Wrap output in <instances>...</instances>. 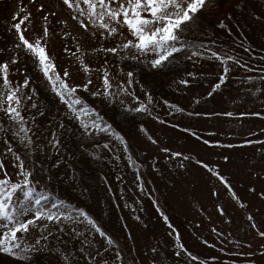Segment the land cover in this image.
Returning a JSON list of instances; mask_svg holds the SVG:
<instances>
[{
  "label": "rangeland",
  "instance_id": "374dc122",
  "mask_svg": "<svg viewBox=\"0 0 264 264\" xmlns=\"http://www.w3.org/2000/svg\"><path fill=\"white\" fill-rule=\"evenodd\" d=\"M229 2L233 10L214 30L208 26L213 14L222 9L223 4L218 2L217 10L209 16L211 20L207 19L198 31L186 33L190 43L203 47L186 50L184 75L179 77L183 62L176 53L163 73L151 69L153 80L166 79L171 87L170 96L163 99L160 92L148 90L147 84L142 87L143 80L134 73L129 85L127 73L131 69L126 70V64L111 65L102 54L116 47L123 60L149 68L145 57L135 49L121 48L124 39L133 38L126 25L118 24V33L108 35L99 22L92 24L86 16L79 19H84L88 28L81 27L78 19L69 15L75 10H69L62 0H0V61H9L11 86L29 77V85L20 87L21 96L29 97L21 100L20 111L31 136L30 146L15 137L16 128L0 110V160L4 170L11 180H18L13 160L22 153V147L25 164L37 162L38 173L34 171L33 179L51 193L49 199L65 200L74 210L83 207L79 198L85 195V210L113 241L109 244L107 236L101 237L82 217L79 222L41 219L38 223L46 225V231L34 224L26 234L18 233L30 244L37 237H45L37 246L39 250L27 255L34 264H264V237L259 235L264 232V0H227L226 4ZM40 3L45 9L38 8ZM17 13L20 17L31 13L22 23V28L27 25L24 35L28 38L42 34L43 17H47L49 35L44 43L56 70H67L70 84L91 81L87 90L78 89L77 93L120 131L124 144L109 133L84 135L47 85L33 57L23 48L11 47L15 30L10 29ZM209 47L233 55L241 63L221 62L207 53ZM75 48L79 50L75 52ZM71 49L74 52L69 53ZM201 51L204 56L198 54ZM13 52L18 57L15 63H11ZM146 56L152 58L151 53ZM81 59L90 65L87 72ZM223 67L229 69L227 79L213 89ZM104 71L108 72L112 95L92 96V92H104ZM184 80L189 82L184 84ZM121 86L123 92L119 91ZM31 89H35L34 94ZM146 90L152 97L148 111H129L138 102H146ZM170 113L173 117H168ZM53 131L59 141L56 147L49 143ZM105 142L109 147H104ZM6 148L12 151L6 152ZM164 148L170 151L166 153ZM171 152L182 155L172 156ZM198 160L210 168H204ZM98 162L101 165L97 168ZM81 165L85 173L90 170L86 174L93 178L92 187H86L77 176ZM4 170H0V177ZM216 171L225 176L231 190ZM43 204L50 206L48 199ZM177 234L180 243L198 260L177 247ZM8 255L0 253V264L10 261Z\"/></svg>",
  "mask_w": 264,
  "mask_h": 264
},
{
  "label": "snow or ice",
  "instance_id": "6c2138e0",
  "mask_svg": "<svg viewBox=\"0 0 264 264\" xmlns=\"http://www.w3.org/2000/svg\"><path fill=\"white\" fill-rule=\"evenodd\" d=\"M62 2L69 10H75L70 11L69 15L74 19H78L81 27L85 29L88 28V24L85 23L84 19H79L80 16H86L92 24L99 22L103 29L107 30L108 35L118 33V24L126 25L133 38L124 39L121 48L135 49L137 53L145 57L150 69H155L160 73H163L168 68L169 62L174 59V53H178L183 49L203 47V45L190 43L186 33L198 31L208 17L217 10V0H62ZM19 7L23 9V5ZM38 8L45 9V4H38ZM77 12L79 16L76 15ZM30 15L31 13H25L23 17H20L19 13H17L13 16L14 22L10 31L15 30V41L11 47L14 49L23 48L33 57V62L46 79L47 85L65 106L66 114L78 122L84 135L109 133L121 144H124V137L120 131L113 127L112 123L101 114L97 107L90 105L77 93L78 89L87 90L91 81L81 84H70L68 71L64 70L61 73L56 70V64L48 54L44 43L49 35L47 17H43L44 26L41 35L32 38L24 35L27 25L25 24L24 28H22V23L27 21ZM104 34V32L101 33L102 36ZM64 35H67V33H64ZM110 51L116 53L117 48L113 47ZM147 53L152 54L151 59H147ZM207 53L221 62L234 61L237 65L241 63L235 56L213 51L211 47L207 48ZM198 54L204 56L205 52L201 51ZM136 58V56L132 57V59ZM17 59V55L13 52L11 63H15ZM80 63L87 72L90 65L85 63L83 59H81ZM244 67L246 68L247 65L245 64ZM228 71L227 67L222 68L217 82L212 85L213 89L218 88L227 79L226 74ZM8 73L9 61H0V81H2L3 85V90H0V110H3L8 115L12 127L16 128L13 135L30 146V127L25 123L26 118L21 115L20 111L22 108L21 100L29 98L21 96L20 87L21 85H29V77L25 76L20 85L11 86ZM127 75L129 77L127 83L130 85L133 74L129 71ZM189 75H194V73H189ZM101 79L103 80L104 92H92L91 95L110 97L112 93L109 92V89L112 85L107 71L103 72ZM188 82L187 80L182 81L184 84ZM123 84L124 82H121V85ZM124 90V87H119V91L123 92ZM34 93L35 89H31V94ZM208 95H211V92ZM145 97L146 102H138L135 108H129L128 110L148 111L152 97L147 90L145 91ZM133 98L137 101L140 99L134 93ZM164 103L168 104L169 101L165 100ZM124 107L127 108L128 106L125 105ZM228 115H232V113H228ZM60 126L63 127L62 122ZM141 129H143V125H141ZM192 135L195 136L196 133H192ZM149 138L152 139L151 137ZM153 142L155 143V140ZM49 143L53 147L59 144L55 131H53ZM205 143H209V141H205ZM211 143L219 144L220 141H211ZM104 147H109V144L105 142ZM5 151L11 152L12 149L6 148ZM163 151L167 153L170 150L164 148ZM171 155L181 156L182 153L171 152ZM191 158L195 159V157ZM26 159L27 157L22 158L19 153L14 157L13 163L18 168L16 173L18 180L10 179L7 171L4 170L3 161L0 160V170H4L3 176L0 177V253L9 254L12 257H21L27 256L30 251H38L39 248L37 246L45 238L44 236L37 237L30 244L22 239L18 233L26 234L29 227L34 224L39 228H44L46 231V225L38 223L41 219L54 222H61L62 220L79 222V218L82 217L101 237L107 236L109 244L113 242L111 236H108L97 220L84 208H75L73 210L71 204L65 200L58 197L54 200L49 199L51 193L44 188L38 187L39 181L33 179L37 162L33 161L31 164L26 165ZM224 159L227 160L228 157L225 156ZM197 163L202 164L206 169L210 168V165L203 160H198ZM215 175L231 190V186L225 176L221 175L219 171H216ZM47 179L51 180V177L49 176ZM232 195L234 198L236 197L235 192ZM45 199L49 200L50 206L43 204ZM216 207L223 212V208L219 204ZM71 211H74V215L70 214ZM164 219L167 221L168 217L165 216ZM249 219H252L251 215H249ZM252 226L255 227V224ZM259 235L264 237V232H259ZM176 239L179 249L187 253L192 259H199V257L193 256L183 243H180L178 234ZM205 243L208 242L205 241ZM261 252L264 253V247H261ZM177 255H180V253L177 252Z\"/></svg>",
  "mask_w": 264,
  "mask_h": 264
},
{
  "label": "trees",
  "instance_id": "16d2710c",
  "mask_svg": "<svg viewBox=\"0 0 264 264\" xmlns=\"http://www.w3.org/2000/svg\"><path fill=\"white\" fill-rule=\"evenodd\" d=\"M226 1L227 0H217L218 3L223 4V5L221 6L222 9L219 10L218 14H215V15L213 14V19H212V21H210L209 26H208L211 30L212 29L214 30V28L230 13V11L233 10V7L234 6L231 5L230 2L226 4ZM50 14L53 15V12L50 13ZM55 14L56 13H54V15ZM208 19H210V18L208 17ZM195 40L201 42V39L200 40L199 39H195ZM196 41H195V43H197ZM65 49L68 52L67 47ZM77 50H79V49L78 48H75V52ZM186 50H188V49H183L180 52L176 53V56L177 57H180L181 58L180 60L183 62V65H181L180 68H179L180 69V73H183V74H179V77L182 76V75H184V73L187 72L186 71V65L187 64L185 62V59H186V56H187ZM70 51L71 52H69V53H72V52H74V49L73 50L71 49ZM102 54H104V56L107 58V60L110 61L111 65H122V64H126L125 69L126 70H130L131 69L132 73H134V75H136V78L138 80L142 79L143 80V86L145 84H147V86H148L147 89L148 90H151L153 93H159L160 92L161 95H164L162 97L163 99L165 97L170 96L169 93H170V90H171L170 88L171 87H170V85L168 86L167 80L166 79H161L160 82L159 81H156V80H153V78H151L153 76V74L151 73V69H149L148 67L142 65V63H140V62L132 63L133 61H130L129 62L127 60H123L121 58V54L118 51L116 53H113L111 51H104V53H102ZM76 57L77 58H80L81 57V52ZM143 61H144V63L146 62L145 60H143ZM178 63H177V65H179ZM135 81H136V79H135ZM153 84H154V86L152 88H154V89H151V86ZM168 117H173V116L170 113ZM25 146H27V145H25ZM21 152L22 153L20 155L22 157H24L25 150L22 147H21ZM98 165L100 166L101 163L98 162V163L95 164V166L97 168H98ZM96 167L95 168L93 167V169H92V170H94V172L97 171ZM81 168L82 169L80 170V174H77L76 173L77 176L79 177V179L81 178V180L86 184V187H92V185L94 184V182L91 179H93V178H90V176L87 175L88 174V171L90 172V170H88L86 172L87 173L86 174L85 171H84V166L83 165H81ZM35 170L38 173V170L37 169H35ZM83 172L85 173V175H83ZM82 176H84V179L86 180V182L83 180ZM84 197H85V195H81V197L79 198V202H80L79 205H82L83 206V207H80V208H84L86 206V204L88 203L87 197H85V198ZM8 257H9L10 261L7 264H34V259H32V257H30V256L12 257L11 255H8ZM1 259H3V258H1Z\"/></svg>",
  "mask_w": 264,
  "mask_h": 264
}]
</instances>
